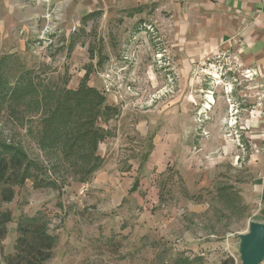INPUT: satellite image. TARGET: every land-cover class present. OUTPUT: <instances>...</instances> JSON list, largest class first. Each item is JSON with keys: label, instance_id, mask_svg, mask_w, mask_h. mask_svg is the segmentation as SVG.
Wrapping results in <instances>:
<instances>
[{"label": "rangeland", "instance_id": "374dc122", "mask_svg": "<svg viewBox=\"0 0 264 264\" xmlns=\"http://www.w3.org/2000/svg\"><path fill=\"white\" fill-rule=\"evenodd\" d=\"M95 5L8 0L0 10V136L35 164L13 202L0 201L13 219L0 264L20 220L36 216L55 238L45 264H242L239 236L264 223L258 98L239 93L232 62L194 57L184 43L200 21L194 10ZM85 75L120 113L103 124L112 131L98 149L103 168L81 184L53 170L34 134L42 92L76 90ZM17 87L32 100L20 98L11 118Z\"/></svg>", "mask_w": 264, "mask_h": 264}, {"label": "trees", "instance_id": "16d2710c", "mask_svg": "<svg viewBox=\"0 0 264 264\" xmlns=\"http://www.w3.org/2000/svg\"><path fill=\"white\" fill-rule=\"evenodd\" d=\"M90 16H85L83 21ZM88 80L89 76L85 75L76 90L43 91V99L39 101L42 113L40 129L34 134L40 151L45 153L49 162L53 160V170L65 168L68 177L81 184L91 181L103 168L105 161L98 154L99 145L112 137V131L103 124H108L120 113L117 106L108 103L104 94L88 86ZM0 82H3L1 76ZM1 96L0 99L4 100ZM31 97H25L24 90L17 87L9 99L15 100L16 104L20 98L30 102ZM16 106L8 109L11 118L17 117ZM34 165L20 144L3 140L0 136L2 203L13 202L16 188L24 185L29 169ZM11 215L9 211L0 212V240L6 236L7 225L13 220ZM41 218L36 216L20 220L14 253L4 257L5 264H45L52 258L55 238L48 233L46 222ZM225 264H232V261Z\"/></svg>", "mask_w": 264, "mask_h": 264}, {"label": "crops", "instance_id": "0c3cea01", "mask_svg": "<svg viewBox=\"0 0 264 264\" xmlns=\"http://www.w3.org/2000/svg\"><path fill=\"white\" fill-rule=\"evenodd\" d=\"M91 1L99 7L112 3L114 8L159 3L174 10L182 8L194 10L200 21L190 29L195 33L193 40L185 39L184 43L194 44L193 55L197 59L203 60L211 56L217 58L216 63H221L219 60L223 58L232 62L233 67L229 69L230 71L233 70L234 74H236L234 69L241 72L246 88L242 87L239 93L249 92L259 101L257 122L262 124L263 134L258 143L264 151V0ZM7 3L8 0H0V10ZM210 65L216 66L213 62H210ZM243 98L247 100L246 97ZM241 109L248 112V105L244 104ZM254 190L262 195L264 193V187H254ZM262 195L259 201L264 202ZM248 196L252 201L254 195Z\"/></svg>", "mask_w": 264, "mask_h": 264}, {"label": "water", "instance_id": "95a60500", "mask_svg": "<svg viewBox=\"0 0 264 264\" xmlns=\"http://www.w3.org/2000/svg\"><path fill=\"white\" fill-rule=\"evenodd\" d=\"M239 238L242 264H261L264 261V223L251 222L248 232Z\"/></svg>", "mask_w": 264, "mask_h": 264}, {"label": "bare ground", "instance_id": "6f19581e", "mask_svg": "<svg viewBox=\"0 0 264 264\" xmlns=\"http://www.w3.org/2000/svg\"><path fill=\"white\" fill-rule=\"evenodd\" d=\"M45 2L47 1V2H49V0H44Z\"/></svg>", "mask_w": 264, "mask_h": 264}]
</instances>
